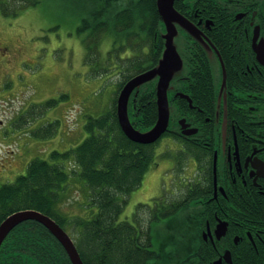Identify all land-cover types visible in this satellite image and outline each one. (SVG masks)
Returning a JSON list of instances; mask_svg holds the SVG:
<instances>
[{
	"label": "flooded vegetation",
	"instance_id": "1",
	"mask_svg": "<svg viewBox=\"0 0 264 264\" xmlns=\"http://www.w3.org/2000/svg\"><path fill=\"white\" fill-rule=\"evenodd\" d=\"M153 5L154 41L163 44L164 24ZM173 7L197 35L176 27L183 74L169 95L174 110L181 99L189 113L176 118L168 137L175 187L200 191L186 201L189 222L198 223L193 262L264 264V0H174ZM6 50L0 47V61ZM182 118L190 134L182 133ZM12 134L11 124L0 121V140ZM171 199H153L149 209L156 203L162 210ZM7 238L0 264H54L31 248L8 246L14 238Z\"/></svg>",
	"mask_w": 264,
	"mask_h": 264
},
{
	"label": "trees",
	"instance_id": "2",
	"mask_svg": "<svg viewBox=\"0 0 264 264\" xmlns=\"http://www.w3.org/2000/svg\"><path fill=\"white\" fill-rule=\"evenodd\" d=\"M81 2L87 8V16L77 25L76 33L83 36L85 61L100 70H108L103 64L113 65L112 69L119 71L121 76L118 90L133 76L156 65L163 44L154 41L157 14L153 0L133 1L127 6L118 2L111 4L107 0ZM37 4L38 0H0V15L17 17L21 11ZM112 34L118 40L113 41L105 60H98L99 45ZM119 39L122 41L117 45ZM128 41L133 44L122 43ZM119 55L123 56L119 58ZM183 87V84L178 87L182 93ZM193 99L196 103L199 96ZM171 101L169 95L170 105ZM55 103L50 101L45 105ZM178 103L182 105L175 110L171 105L169 127L162 137L170 136L169 128H173L176 118L189 113L184 100L179 99ZM128 116L137 130L147 131L154 125L157 117L155 81L143 85L136 96L132 95ZM84 130L87 137L74 149L65 153L52 152L49 158L52 162L35 158L24 175L13 183L0 185V223L18 210L38 211L53 219L63 230L67 227L74 230L68 235L84 264H194L199 255L198 223L189 222L186 201L200 195V191H182L175 200H168L165 206L161 204L162 210H157L156 203L152 209L146 204H138L130 221L121 219L129 195L141 186L145 173L154 162L158 142L141 145L124 136L117 122L116 99L103 115L88 117ZM68 159H72L79 169L77 174L88 188L86 206L96 209V214L90 218L72 221L60 214L61 192L71 175L62 162ZM203 189H207L206 185ZM163 220L168 223V230L160 233L161 237H154L155 225ZM10 237L14 239H10L8 246L31 248L54 264H71L59 242L37 222L20 224L8 235Z\"/></svg>",
	"mask_w": 264,
	"mask_h": 264
},
{
	"label": "rangeland",
	"instance_id": "3",
	"mask_svg": "<svg viewBox=\"0 0 264 264\" xmlns=\"http://www.w3.org/2000/svg\"><path fill=\"white\" fill-rule=\"evenodd\" d=\"M86 16L81 0H38L17 17L0 15V29L4 30L0 31V47L7 49V60L0 61V121L13 129L11 136L0 140V185L24 175L35 158L52 162V152L74 149L87 137L86 119L103 115L116 99L119 71L110 64H103L108 70H100L85 61L83 36L76 33V27ZM114 40L118 38L113 34L102 40L98 60H105ZM50 101L56 103L45 105ZM174 148L168 137L160 139L154 162L141 186L129 195L121 219L130 221L138 204L149 205L161 196L171 199L185 191L175 187L177 176L172 178L176 173L170 164ZM62 163L71 175L61 192L60 214L72 221L90 218L96 209L86 206L88 188L77 174L79 169L72 159ZM167 228L168 223L160 221L154 237H161ZM64 230L68 234L74 231L70 227Z\"/></svg>",
	"mask_w": 264,
	"mask_h": 264
},
{
	"label": "water",
	"instance_id": "4",
	"mask_svg": "<svg viewBox=\"0 0 264 264\" xmlns=\"http://www.w3.org/2000/svg\"><path fill=\"white\" fill-rule=\"evenodd\" d=\"M173 1L156 0L157 12L163 21L165 29L162 34L163 50L159 60L153 68L130 78L122 86L116 99V117L122 133L131 142L141 145L155 143L168 129L173 110L169 102L168 93L172 89L171 83L179 79L183 74V63L178 54L175 40L177 37L176 27L179 26L193 36H197L191 25L174 9ZM152 81H155L157 117L150 129L140 131L131 125L128 116V104L132 95L136 96L143 85ZM176 95L190 102L187 95L182 93ZM179 125L183 134H190L189 131H185L187 124L184 118L179 120ZM27 221L37 222L46 228L62 246L71 264H83L70 236L53 219L31 209L15 211L0 223V247L12 230Z\"/></svg>",
	"mask_w": 264,
	"mask_h": 264
}]
</instances>
